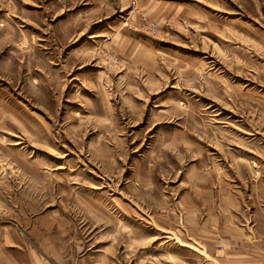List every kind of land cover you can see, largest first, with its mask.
Returning <instances> with one entry per match:
<instances>
[{
	"label": "rangeland",
	"instance_id": "374dc122",
	"mask_svg": "<svg viewBox=\"0 0 264 264\" xmlns=\"http://www.w3.org/2000/svg\"><path fill=\"white\" fill-rule=\"evenodd\" d=\"M263 205L264 0H0L18 252L241 264Z\"/></svg>",
	"mask_w": 264,
	"mask_h": 264
},
{
	"label": "crops",
	"instance_id": "0c3cea01",
	"mask_svg": "<svg viewBox=\"0 0 264 264\" xmlns=\"http://www.w3.org/2000/svg\"><path fill=\"white\" fill-rule=\"evenodd\" d=\"M259 215L260 219L254 221L253 225L254 235L251 237L252 240L250 242L252 249L240 253L241 258L245 259L247 257L248 261L241 264H264V205ZM43 241L42 234L40 244L43 250L40 248L35 253L29 251L22 254L21 251L18 252L16 250L15 238L11 232L0 229V264H61L62 260L65 264H76L75 260L70 262L71 258L69 259L64 256L66 249L59 243L57 234L45 243L49 252L47 255L44 253ZM77 264L82 263L78 261ZM219 264H225V258H219Z\"/></svg>",
	"mask_w": 264,
	"mask_h": 264
},
{
	"label": "built area",
	"instance_id": "2783aa9c",
	"mask_svg": "<svg viewBox=\"0 0 264 264\" xmlns=\"http://www.w3.org/2000/svg\"><path fill=\"white\" fill-rule=\"evenodd\" d=\"M151 29H152L153 31H157V30H158V26H157V24H153V25H151Z\"/></svg>",
	"mask_w": 264,
	"mask_h": 264
}]
</instances>
